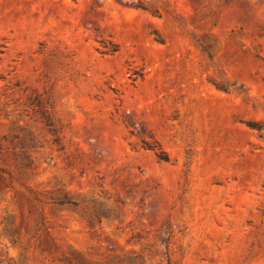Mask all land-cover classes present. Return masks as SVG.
<instances>
[{"label": "rangeland", "instance_id": "rangeland-1", "mask_svg": "<svg viewBox=\"0 0 264 264\" xmlns=\"http://www.w3.org/2000/svg\"><path fill=\"white\" fill-rule=\"evenodd\" d=\"M0 264H264V0H0Z\"/></svg>", "mask_w": 264, "mask_h": 264}, {"label": "trees", "instance_id": "trees-1", "mask_svg": "<svg viewBox=\"0 0 264 264\" xmlns=\"http://www.w3.org/2000/svg\"><path fill=\"white\" fill-rule=\"evenodd\" d=\"M149 149L153 150V148H149ZM155 154H156L158 159H160L162 161H167V156L163 150L159 149V151L155 152Z\"/></svg>", "mask_w": 264, "mask_h": 264}]
</instances>
